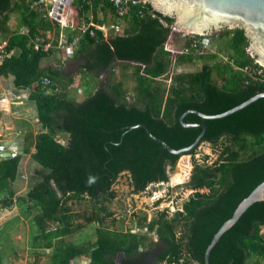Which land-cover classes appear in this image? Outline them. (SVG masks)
Here are the masks:
<instances>
[{"label": "trees", "instance_id": "trees-1", "mask_svg": "<svg viewBox=\"0 0 264 264\" xmlns=\"http://www.w3.org/2000/svg\"><path fill=\"white\" fill-rule=\"evenodd\" d=\"M36 1L0 0L3 50H15L1 56L0 76H10L12 86L29 89L28 100L34 105L39 125L35 134H26L21 153L0 157V209H10L15 202L26 205L32 226L28 235L32 264H39L43 255L50 264H73L82 255L88 257L89 264H204L205 250L222 222L264 180V96L222 117L202 118L193 112L183 115V122H203L206 130L195 146L181 154L192 157L200 142L216 145L218 154L209 165L191 159L183 185L193 191L182 201V211L170 216L165 210L157 211L149 221L145 213L132 214L136 229L156 234V240H150L159 246L154 255L150 247L140 249L138 231L102 226L104 216L111 215L102 202L115 196L112 186L124 172L134 193L150 183L166 181L167 171L179 156L135 125L145 126L177 149L190 144L202 129L182 126L179 116L184 111L216 114L264 92V67L258 79L246 69L260 66L246 52L248 39L243 29L225 28L219 33L226 45V61L215 60L217 54L208 49L177 54L175 63L213 60L205 61L196 71L168 75L171 61L161 47L170 33L172 18L153 11L146 2L128 0L127 10L119 17L111 0H73L74 31L89 22L123 25L119 33L109 28L105 39L101 29L89 24L80 36L72 56L78 59L79 71L86 77L105 78L77 101L68 96L73 74L42 63L54 49L33 46L36 37L47 41V31H54L56 37L59 33V23L32 6ZM12 13L19 14L15 28L8 25ZM66 30L72 32L71 28ZM117 60L133 61L130 88L122 77L113 79L118 75ZM45 76L48 84L41 82ZM130 91L132 101L127 99ZM58 133L67 136L66 143L57 139ZM25 154L41 171L25 193L16 194L12 183ZM83 197L104 214L88 217L96 222L93 240H67L79 228L69 201ZM262 227L264 200L252 203L221 234L210 250L208 264H264ZM119 254L122 257L117 262ZM0 264H7L1 255Z\"/></svg>", "mask_w": 264, "mask_h": 264}, {"label": "rangeland", "instance_id": "rangeland-1", "mask_svg": "<svg viewBox=\"0 0 264 264\" xmlns=\"http://www.w3.org/2000/svg\"><path fill=\"white\" fill-rule=\"evenodd\" d=\"M18 19V13H12L9 15V27H17ZM162 23L164 25V22ZM119 28V32H121L123 25L122 27L119 26ZM23 31L25 32V30ZM103 31H105L104 28ZM180 33L181 32H177L176 30L170 31V35L175 37V39H177V36ZM50 34L51 36L55 35L54 31H51ZM218 34L219 31H213L210 34L203 36V38L206 42H208V50L217 54L215 60L226 61V45H224L223 38L219 37ZM104 35V38L106 39V37H108V33L104 32ZM3 41L5 40L3 39ZM14 52L15 50H10L5 55L7 56ZM167 56L169 57V55ZM212 60L213 59L211 58H203L195 59L192 63H170L167 67V74L171 75L177 72L196 71V69H198L205 61L211 63ZM77 61L78 59H73L72 57L65 59L56 49L50 57L43 59V62H51L54 66L63 69L65 68L69 74L70 72L73 74V83L68 89V95L69 97L80 101L88 93L98 87L99 82L102 81L105 76L99 75L95 78L86 77L79 71ZM132 63L133 61L117 60L114 64L118 75L113 79H119L121 76L122 79H124V84H126L129 88L133 85L131 71ZM5 80L6 81L3 80V82L0 81V140H6L5 142H2V144L6 149L8 148L15 152L18 151L17 147H15L17 146L15 145V141H18L19 139L14 138V133H12V131H17L15 133H21L22 135L25 130L19 127H22V124L25 123L29 127L28 129H32L31 121L34 122V120L32 115H29L31 111L29 109L30 106L28 107V105H26L25 108L19 107L20 105L25 106L26 104V91L22 93H17L15 90L9 91L10 82L7 79ZM164 81L168 82L169 80L167 78L164 79ZM132 94L133 93L130 91L127 96L129 101H132L133 99ZM22 113H25L26 115ZM27 117L30 118L29 122H27ZM56 137L62 143H66L67 141V136L65 134L58 133ZM194 154L192 157L188 154H181L177 157L173 168L167 171L169 183L167 187L164 183L149 184L145 190L134 193L131 190L128 174L122 173L113 184L115 196L109 201L102 202L105 209L111 212L110 216H104L102 226L116 230L131 228L134 231H138L140 233L139 238L141 248L144 249L150 247L152 254L154 255L159 246L156 244H150V240L155 241V234L153 232H145V229H136L135 223L132 221V214L135 212L141 216L145 213L147 216L146 221H149V219L156 215L157 211H160L165 206L168 214L171 213L172 211H170V206L172 203H177L180 199L185 198L190 191L189 188L185 187L183 184L187 181L189 176L191 159L194 157L196 162L208 163L209 165V163H212V161L216 158L218 148L216 145H212L209 142H200L195 148ZM39 168L40 166L38 163L35 160H32L28 154L23 155L20 174L16 178V181L12 183V187L15 188L16 194H23L28 190L29 186L32 185L33 179H37L36 177L40 174L41 168ZM153 194L154 196L164 194V196H162L163 198L161 199L160 206L159 203L156 204L152 202ZM168 201L171 202L167 204ZM69 204L71 211L75 213L74 222L79 226V228L76 232L68 235L66 239L79 242L90 237V239L93 240L95 238L93 227L96 225V222H94V220L89 221L88 217H92L94 213L98 216H102L104 214L103 211H98L88 197L70 200ZM26 209V205L22 202H15L10 209H0V255L4 257L7 264L33 263V256L29 254L28 248V235L32 226L30 215L26 213ZM263 229L264 227H262L261 232H264ZM143 233H146V235ZM84 256L86 257V255ZM121 257L122 255H120V257L118 255L117 261H119ZM79 261L80 257L75 260V263H72L76 264ZM39 264H50L48 256L43 255Z\"/></svg>", "mask_w": 264, "mask_h": 264}, {"label": "water", "instance_id": "water-1", "mask_svg": "<svg viewBox=\"0 0 264 264\" xmlns=\"http://www.w3.org/2000/svg\"><path fill=\"white\" fill-rule=\"evenodd\" d=\"M64 0H54L53 10L56 11L62 7ZM66 1V0H65ZM69 2V0H67ZM149 3L153 11L172 18L170 23L174 29L188 31L197 35H207L212 31H219L224 28L235 29L242 28L248 39L246 52L255 58V61L264 67V0H143ZM67 8V7H65ZM55 15V14H54ZM264 92L255 94L245 101L229 108L226 111L216 114H205L193 109L184 111L179 116L182 126H200V132L194 140L177 149L172 148L161 139L152 135L148 129L141 125L147 133L159 142L162 148L170 153L181 155L188 151L198 142L206 130L203 122L191 123L183 122L182 117L187 112H193L202 118H217L230 114L256 100L263 97ZM7 152L0 153V157H7ZM264 200V180L256 185L252 191L244 197L232 215L223 221L219 229L215 232L211 242L208 244L204 254V264H208V257L211 248L218 241L221 234L229 229L241 216V214L254 202Z\"/></svg>", "mask_w": 264, "mask_h": 264}, {"label": "built area", "instance_id": "built-area-1", "mask_svg": "<svg viewBox=\"0 0 264 264\" xmlns=\"http://www.w3.org/2000/svg\"><path fill=\"white\" fill-rule=\"evenodd\" d=\"M72 1L73 0H69V2L67 0L62 1L61 2L62 7L61 8L58 7V9L56 11L53 10L54 0H38L34 3V5H32V6H35L36 8H38L40 11L47 13V15L51 19H53L54 21L59 23L58 36L57 37H55V35L51 36V34H50L51 31H47L46 32L47 41L43 42L39 37H36L34 44H33L35 49L42 48L43 50L47 51L50 48H54L59 53H61L65 59H67V58H70L74 55V53L78 47V44H79V38L82 35V33L86 29H88L89 24L93 25L94 27L99 28L101 30H103V28L104 29L112 28L115 32L119 33L120 28L117 24H114V25H104V24L95 25V24H92L91 22H89V24H87L86 26H84L80 30L74 31L75 27L71 23L72 18L74 16V6L72 5ZM111 1L113 2L114 6L116 7L117 15L119 17H121L125 13V11L127 10V6L129 5L128 0H111ZM132 2L133 3L134 2H141L142 4L145 3L143 0H132ZM65 7H67V8H65ZM160 21L164 22L162 20H160ZM164 25L166 26L167 24L164 22ZM67 28H71L72 32L71 33L68 32L66 30ZM169 28H170V31L176 30L177 32H181L177 36V39H175V40H174L175 37H172L169 33L166 40L162 44V49L166 53V55H169L168 58L170 59L171 63H174V60H175V57L177 54H182V53L194 54L197 52H199V53L204 52L206 49H209L208 48V42H206L205 40L202 39V35H197V34H194V33L188 32V31H180L179 29L172 28L171 25H169ZM55 40H56V43L54 44ZM0 42H1L0 57L6 56L5 54L7 52H4V50H3V47L5 45V41H3V39H2V40H0ZM175 43H180L181 46L178 47V46H176ZM171 53H172V57H171ZM259 66L260 67H254V66L249 67V66H247L246 69L250 73V75H254L258 79V75L263 74L262 67H261V65H259ZM170 74H171V72H170ZM262 80L264 81V77L262 78ZM41 82H42V84H48L49 83L48 77H46V76L43 77ZM2 152H7L9 155H15L16 153H19V151L14 152L8 148L6 149L5 146L2 143H0V153H2ZM153 193H155V192H153ZM162 196H164V194H161V195L158 194L156 196H154V194H153V196H152L153 201L152 202H155L157 199L160 198V201H159V206H160L161 199L163 198ZM170 202L171 201H168L167 204ZM179 209H180V205L177 203H172V205L170 206V211L179 210Z\"/></svg>", "mask_w": 264, "mask_h": 264}, {"label": "crops", "instance_id": "crops-1", "mask_svg": "<svg viewBox=\"0 0 264 264\" xmlns=\"http://www.w3.org/2000/svg\"><path fill=\"white\" fill-rule=\"evenodd\" d=\"M98 17H100V16H98ZM101 25V24H100ZM105 25V24H104ZM102 32H103V36L105 37V35H104V32H106V33H109V29H105V31H103L102 30ZM54 49V48H53ZM55 50V49H54ZM54 50L51 52V54L54 52ZM51 54L49 55V57L51 56ZM71 58V57H70ZM0 59H1V57H0ZM67 59H69V58H67ZM43 64H46L47 62H42ZM51 62H49V64H50ZM175 63V62H174ZM48 64V63H47ZM66 71H67V69H66ZM47 77V76H46ZM121 77V76H120ZM5 79H7V80H9V91H11V90H15L17 93H22V92H24V91H26V93H27V96H26V104H25V106L24 105H20L19 107L20 108H25L26 107V105H28V107H29V109L31 110L30 111V113H29V115H32V117H33V120H34V122L33 121H31L32 122V125H31V127H32V129H28L29 127L27 126V124H25V123H23L24 124V127L27 129H25L24 127H23V124H22V127H19V128H22L23 130H25V132H24V134H22L21 135V133H15V132H17V131H12V133H14V138H17V139H19L18 141H15V145H17V146H15V147H17V150L19 151V153H21L22 152V145L25 143V140H26V138H25V136H26V134L27 133H29V132H32L33 134H35L38 130H39V125H38V122H37V118H36V111H35V108H34V105H33V103L30 101V100H28V94H29V89H21V88H17V87H15V86H12V84H11V77L10 76H7V77H3V76H0V81L1 82H3V80L4 81H6ZM49 79V78H48ZM5 83V82H4ZM69 96V95H68ZM31 105H32V108H31ZM23 112V111H22ZM32 112V113H31ZM26 113V112H25ZM25 113H22V114H24V115H26ZM31 117V116H30ZM28 119H27V122H29L30 121V118L29 117H27ZM19 125V124H18ZM6 140H0V143H2V142H5ZM33 150V149H32ZM29 155V154H28ZM30 156V155H29ZM22 161H23V159H22ZM22 161H21V165H20V168H19V174H20V171H21V168H22ZM125 173V172H124ZM127 174V173H126ZM156 183H159V184H163L164 183V185L167 187V185L169 184L168 183V177H167V180L166 181H159V182H156ZM155 184V183H154ZM30 187V186H29ZM12 188H14V187H12ZM112 188H113V186H112ZM147 188V187H146ZM145 190V189H144ZM189 193H191L193 190L192 189H190L189 188ZM14 191H15V188H14ZM22 192V191H21ZM188 193V194H189ZM187 194V195H188ZM187 195L185 196V198L187 197ZM185 198H183V199H180L178 202H177V204H179L180 205V209L179 210H174V211H172L171 213H169L168 214V211L165 209L166 207H164V208H162L161 210H165V212H166V214L168 215V216H170V215H172L175 211H182V208H181V203H182V201L185 199ZM157 201V203H159V201H160V199H157L156 200ZM156 201L154 202V203H156ZM156 203V204H157ZM156 207V206H155ZM154 207V208H155ZM160 210V211H161ZM150 220V219H149ZM135 223V222H134ZM135 227H136V223H135ZM142 229V228H141ZM262 229V228H261ZM131 231L132 232H134V230H132L131 229ZM263 231H264V229H263ZM154 233V232H153ZM262 233H264V232H262ZM155 234V233H154ZM155 236H156V234H155ZM156 240V239H155ZM140 249H142V248H140ZM120 255L121 254H119V257H120ZM80 257V261L79 262H77L76 264H89V260H88V257H85L84 255H82V256H79ZM118 262V261H117ZM74 263H75V261H74ZM73 263V264H74Z\"/></svg>", "mask_w": 264, "mask_h": 264}, {"label": "flooded vegetation", "instance_id": "flooded-vegetation-1", "mask_svg": "<svg viewBox=\"0 0 264 264\" xmlns=\"http://www.w3.org/2000/svg\"><path fill=\"white\" fill-rule=\"evenodd\" d=\"M221 30H223V29H221ZM221 30H219V33L221 32ZM181 31H183V30H181ZM213 32V31H212ZM219 35V34H218ZM202 36H205V35H202Z\"/></svg>", "mask_w": 264, "mask_h": 264}, {"label": "clouds", "instance_id": "clouds-1", "mask_svg": "<svg viewBox=\"0 0 264 264\" xmlns=\"http://www.w3.org/2000/svg\"><path fill=\"white\" fill-rule=\"evenodd\" d=\"M205 36H206V35H205ZM254 59H255V58H254ZM151 184H154V183H150V185H151Z\"/></svg>", "mask_w": 264, "mask_h": 264}]
</instances>
